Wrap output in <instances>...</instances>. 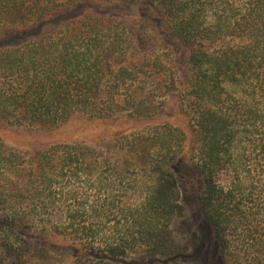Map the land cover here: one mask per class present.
<instances>
[{
	"label": "trees",
	"instance_id": "trees-1",
	"mask_svg": "<svg viewBox=\"0 0 264 264\" xmlns=\"http://www.w3.org/2000/svg\"><path fill=\"white\" fill-rule=\"evenodd\" d=\"M98 1L139 5L143 21L183 48L186 76L178 80L164 53L144 59L139 89L125 84L132 70L114 63L129 47L101 11L3 40L0 126L92 133L34 152L0 139V264H178L186 250L174 234L184 195L175 165L186 155L218 246L211 264H264V0ZM49 2L0 0V40L79 4ZM29 7L33 18L22 19ZM171 92L188 134L163 123L90 140L96 122L161 114ZM80 116L85 125L74 126Z\"/></svg>",
	"mask_w": 264,
	"mask_h": 264
},
{
	"label": "rangeland",
	"instance_id": "rangeland-1",
	"mask_svg": "<svg viewBox=\"0 0 264 264\" xmlns=\"http://www.w3.org/2000/svg\"><path fill=\"white\" fill-rule=\"evenodd\" d=\"M59 1L50 0L49 2L48 0L50 6L54 2ZM73 2H79L76 8L71 9V11L66 12L60 17H56L53 22L42 28L26 29L23 32H17V30H13L14 28L8 29V32L1 38L0 44H3L5 41L11 42L15 40L16 35L21 36L19 40H29L36 36H42L53 31L60 23L78 18L83 12L101 11L106 13L107 16H111L114 21L112 28L118 30L120 34L118 36L119 38H123L122 46L129 47L126 55L117 56L114 63L115 68L126 66L132 70L131 77L129 74H126L125 84L131 85L133 89H139V86L145 82L143 78H139V72L141 73L143 69L142 64L144 59L150 58L153 61L157 55L164 53L167 54L168 60L170 61V71L178 76V80L182 81V78L186 76L184 68L186 58L183 48L175 42L173 44L169 43L165 35L159 31V24L155 20L143 21V9L139 5L117 4L109 8H104L106 6L104 2H99L98 0H73ZM34 12L35 9L29 7L25 11L27 16L22 17V19L25 17L33 18ZM104 82L105 84H109L112 81L108 82L106 79ZM149 82H146V86L150 87L151 84ZM177 93L171 92L168 94L164 104V111L161 114H156L149 118H124L125 120H120L115 123L109 122L106 125H102L101 122H96L91 128L95 132H93L94 135L90 137V140L95 142L99 138L97 136H99L100 130L133 134L139 132L145 126L163 123L181 127L188 134L185 116L180 112L178 107ZM82 120L83 116L77 117L73 125L78 127L82 124L85 125L86 122H82ZM83 130H86V128ZM87 133L88 131L81 132V130H73L72 126H69L64 132H54L51 134L45 132L36 133L25 128L0 126V139L2 138L7 145L23 152H34L48 146L51 141H56L60 138L81 137L83 135L79 134ZM175 170L178 174L184 195L182 200L183 212L176 219L174 234L176 241L186 250V257L180 258L178 264H211L214 258L218 256V246L212 229L206 224L194 199L193 172L188 164L187 155L175 165ZM28 240L32 241V238H28ZM197 248L200 250L198 253H196Z\"/></svg>",
	"mask_w": 264,
	"mask_h": 264
}]
</instances>
